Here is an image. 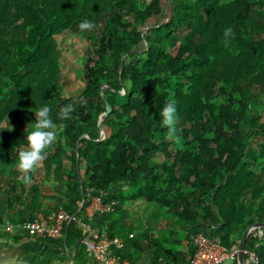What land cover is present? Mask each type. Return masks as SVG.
Listing matches in <instances>:
<instances>
[{
	"label": "trees",
	"instance_id": "trees-1",
	"mask_svg": "<svg viewBox=\"0 0 264 264\" xmlns=\"http://www.w3.org/2000/svg\"><path fill=\"white\" fill-rule=\"evenodd\" d=\"M84 20L94 27L81 31ZM228 27L234 38L225 43ZM67 29L89 46L75 100L59 85L55 35ZM171 100L179 119L170 138L160 113ZM69 104L71 118L61 119ZM44 105L57 139L44 176L35 169L27 184L18 152ZM0 169L13 193L30 190L31 203L46 193L41 209L79 216L90 196L104 198L113 205L103 214L107 235L124 242L132 264L128 250L140 253L146 235H134L126 215L140 201L154 204L173 234L209 229L237 250L245 229L264 222V0H0ZM86 222L65 223L67 245ZM148 241L151 264L186 262ZM257 253L264 264V228Z\"/></svg>",
	"mask_w": 264,
	"mask_h": 264
},
{
	"label": "crops",
	"instance_id": "crops-1",
	"mask_svg": "<svg viewBox=\"0 0 264 264\" xmlns=\"http://www.w3.org/2000/svg\"><path fill=\"white\" fill-rule=\"evenodd\" d=\"M12 185L13 181L9 171L3 172L0 169V224L14 225V229L10 233L0 232V264H98L86 254L87 244L93 242L90 233L87 231H83L79 240L68 243V245L63 239L64 237L52 239L30 235L24 227L27 221L37 215H47L58 210L61 206L56 209H41L39 207L40 201H43V196L46 193H41L38 203L33 204L31 203L30 190L22 194L18 188L13 193L11 191ZM102 199L104 200V198ZM95 204L94 196H90L89 205L79 214L82 220L85 219L86 223H89L91 232L103 231L109 225L103 221V214L94 210ZM138 205L139 202L134 204L126 215L127 221L136 228L133 234L137 235V229H140L142 234L146 235L140 253L128 250V254L134 260L133 264H151V242L148 241L149 239L160 241L166 249L177 254L179 260L181 253L186 262L179 261L177 264H186L193 251L192 236L195 234L194 230H179L173 234L168 218L161 215L158 209H151L154 204L146 203L141 210H138ZM201 222L200 219L199 223ZM201 233L208 235L209 229H204ZM110 251L114 255H123V250L118 252L117 249L112 248ZM163 259L165 258L161 257L159 261L163 262ZM224 264L238 263L237 259H231Z\"/></svg>",
	"mask_w": 264,
	"mask_h": 264
},
{
	"label": "built area",
	"instance_id": "built-area-1",
	"mask_svg": "<svg viewBox=\"0 0 264 264\" xmlns=\"http://www.w3.org/2000/svg\"><path fill=\"white\" fill-rule=\"evenodd\" d=\"M96 204L94 210L100 214L110 213L113 205L105 202L100 196H94ZM81 218L72 215L71 212L63 207L47 215H37L27 221L24 227L30 235L59 239L63 237V227L65 223H80ZM13 224H0V232L10 233L13 231ZM83 231L90 233L93 242L87 244L86 254L98 264H130L123 255H114L111 249L115 248L121 252L124 242L119 238L110 239L105 230L91 232L89 223L83 224ZM252 238V244L244 248V264H260V258L257 250L263 238V228H253L249 233ZM132 237V235H130ZM193 251L186 264H224L225 262L236 258L237 250H230L215 241L210 234L197 233L192 236Z\"/></svg>",
	"mask_w": 264,
	"mask_h": 264
},
{
	"label": "clouds",
	"instance_id": "clouds-1",
	"mask_svg": "<svg viewBox=\"0 0 264 264\" xmlns=\"http://www.w3.org/2000/svg\"><path fill=\"white\" fill-rule=\"evenodd\" d=\"M81 31L91 30L94 25L91 21L84 20L79 24ZM225 43H228V38H234V32L231 27L225 29ZM75 106L72 104L66 105L60 109L61 119H70L71 113L74 112ZM35 120L31 124V131L26 135L27 147L18 152L17 167L23 173V181L27 184L32 182L29 173L40 167L46 159V149L56 141V124L51 118V109L48 105H44L34 112ZM161 115V126L168 129V136L171 138L177 132L176 125L178 123L177 102L171 100L164 105ZM29 127V125H28ZM27 127V128H28ZM11 130V129H10Z\"/></svg>",
	"mask_w": 264,
	"mask_h": 264
},
{
	"label": "rangeland",
	"instance_id": "rangeland-1",
	"mask_svg": "<svg viewBox=\"0 0 264 264\" xmlns=\"http://www.w3.org/2000/svg\"><path fill=\"white\" fill-rule=\"evenodd\" d=\"M134 21L133 19H130ZM116 24V23H114ZM56 47L58 50L59 69H60V92L63 99L75 100L85 89V69L83 66L84 55L88 51V43L78 33L72 30H64L63 32L55 35ZM251 134V129H247ZM262 137H254V146L261 144ZM38 177L44 176V168L42 164L36 168ZM117 192H123L125 189L117 187ZM146 202H139V209L145 207ZM152 210L158 209L156 206H151Z\"/></svg>",
	"mask_w": 264,
	"mask_h": 264
},
{
	"label": "water",
	"instance_id": "water-1",
	"mask_svg": "<svg viewBox=\"0 0 264 264\" xmlns=\"http://www.w3.org/2000/svg\"><path fill=\"white\" fill-rule=\"evenodd\" d=\"M256 227H260V228H264V222H258V223H254L250 226H248L243 235H242V238H241V241H240V244L238 246V253H237V256H236V259H237V263L238 264H244V248H245V244H246V239L250 233V231L253 229V228H256Z\"/></svg>",
	"mask_w": 264,
	"mask_h": 264
}]
</instances>
